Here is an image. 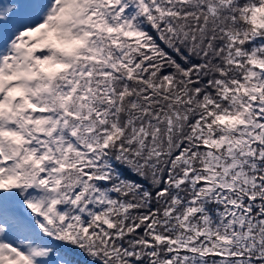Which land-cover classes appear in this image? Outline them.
<instances>
[{"label": "snow or ice", "instance_id": "6c2138e0", "mask_svg": "<svg viewBox=\"0 0 264 264\" xmlns=\"http://www.w3.org/2000/svg\"><path fill=\"white\" fill-rule=\"evenodd\" d=\"M0 264H264V0H0Z\"/></svg>", "mask_w": 264, "mask_h": 264}]
</instances>
